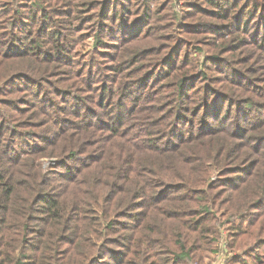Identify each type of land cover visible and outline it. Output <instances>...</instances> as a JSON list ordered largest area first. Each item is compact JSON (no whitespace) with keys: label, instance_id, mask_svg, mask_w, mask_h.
<instances>
[{"label":"trees","instance_id":"obj_1","mask_svg":"<svg viewBox=\"0 0 264 264\" xmlns=\"http://www.w3.org/2000/svg\"><path fill=\"white\" fill-rule=\"evenodd\" d=\"M221 230L264 264V0H0V264H205Z\"/></svg>","mask_w":264,"mask_h":264},{"label":"rangeland","instance_id":"obj_2","mask_svg":"<svg viewBox=\"0 0 264 264\" xmlns=\"http://www.w3.org/2000/svg\"><path fill=\"white\" fill-rule=\"evenodd\" d=\"M181 5V3H180ZM89 48V47H88ZM49 162H52V160L50 161H47V160H43V163H44V167L48 166ZM222 232V239L219 241L220 243L218 244V249L221 250L220 253H221V256H217L215 254H211L210 257H207L206 258V261H205V264H230L229 263V259L224 263V261L226 259L222 258L223 255H228V256H231V254L228 253V251H222L223 248H224V242L227 243V239H226V234H225V231L221 230Z\"/></svg>","mask_w":264,"mask_h":264}]
</instances>
